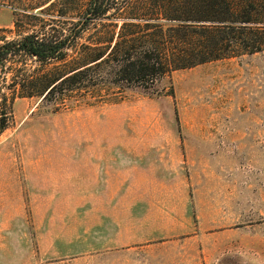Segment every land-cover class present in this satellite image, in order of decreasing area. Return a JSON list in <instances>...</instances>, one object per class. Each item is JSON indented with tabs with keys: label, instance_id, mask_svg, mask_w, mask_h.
I'll list each match as a JSON object with an SVG mask.
<instances>
[{
	"label": "rangeland",
	"instance_id": "obj_1",
	"mask_svg": "<svg viewBox=\"0 0 264 264\" xmlns=\"http://www.w3.org/2000/svg\"><path fill=\"white\" fill-rule=\"evenodd\" d=\"M82 5L0 0V46L68 35ZM17 58L30 75L60 66ZM3 90L0 264H264V52L118 97L12 105Z\"/></svg>",
	"mask_w": 264,
	"mask_h": 264
},
{
	"label": "trees",
	"instance_id": "obj_2",
	"mask_svg": "<svg viewBox=\"0 0 264 264\" xmlns=\"http://www.w3.org/2000/svg\"><path fill=\"white\" fill-rule=\"evenodd\" d=\"M80 1V18L70 34L44 32L0 46V135L8 127L3 88L12 105L17 99L47 101L68 94H78L80 101L107 93L118 97L129 89L153 90L176 71L264 52V0ZM91 27L94 34L78 48ZM68 51L74 56L67 62ZM26 56L60 66L30 75L25 66L5 65Z\"/></svg>",
	"mask_w": 264,
	"mask_h": 264
}]
</instances>
